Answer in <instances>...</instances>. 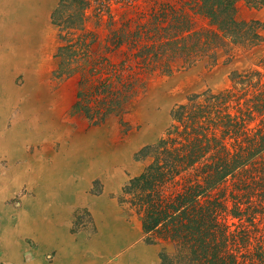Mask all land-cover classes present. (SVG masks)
<instances>
[{"label": "rangeland", "instance_id": "1", "mask_svg": "<svg viewBox=\"0 0 264 264\" xmlns=\"http://www.w3.org/2000/svg\"><path fill=\"white\" fill-rule=\"evenodd\" d=\"M84 1L88 5L80 10L71 0H0V30L5 28L8 37L7 44L0 41V53L5 49L6 53L14 54L10 58L12 64L21 60L27 62L17 73L0 66V151L7 148L5 144L13 132L21 131L22 151L31 156L40 154L39 158L48 163L54 156V160L57 159L55 170L64 167L59 166V161L71 160L69 155H84L85 161L93 164L94 175L84 188L78 190L79 198L84 194L95 200L104 197L108 215L125 218L127 234L133 237V242L159 245L158 256L162 252L171 253L173 245L170 241L149 242L146 236L140 239L143 233L140 216L131 207L130 196L123 192L128 182L138 177L149 164L147 159H138L137 154L163 136L172 123L171 111L186 103L191 95L206 90L216 93L230 89L229 76L235 69L239 72L262 71L259 62L263 59L264 44L249 52L236 49L231 57L219 52L216 65H210L207 59L185 69L174 67L170 74L160 69L143 71L140 65L134 64L139 58L123 69L125 67L121 64H125V55L119 49L113 55L106 50L114 47L110 41L112 34L126 23L130 29L145 27L150 20L153 0H134L135 7L130 4L132 0L128 3L120 0ZM106 2L109 8H102ZM28 6L34 11L29 13ZM79 12L84 16L80 28L73 25ZM198 19V28L206 26V20ZM237 19L264 24V5L251 7L246 0H237ZM4 31H0V36ZM260 34L264 36V28ZM77 40L83 41L81 48L75 45ZM145 44L142 41L139 46ZM6 45L8 48H4ZM69 47L71 50L67 53L72 54V64L67 73L63 61ZM32 48L40 49V57L34 53L36 62L28 61ZM171 49L166 47V51H159L156 56L152 52L142 57L144 61L159 64L182 61L181 54L177 55V50L172 54ZM107 58L111 64L106 62ZM116 77L115 93L111 95L107 92V84ZM131 78L141 82L125 98L123 88L116 87L121 85V80L130 81ZM261 83L264 84V79ZM77 103L81 104L79 108H76ZM41 118L46 124H53V130L47 135L51 138L54 134L51 139L54 146L49 144L50 148L45 150L44 144L50 143L46 138H38L35 143L26 136L28 125L35 128L36 123L42 125ZM259 123L260 120L256 119L250 127ZM21 162L26 160H13L11 167ZM9 163L7 157L0 155V177L8 172ZM73 226L76 231L86 227L92 230L94 220L87 211L78 209ZM110 260L116 259L111 257Z\"/></svg>", "mask_w": 264, "mask_h": 264}, {"label": "trees", "instance_id": "2", "mask_svg": "<svg viewBox=\"0 0 264 264\" xmlns=\"http://www.w3.org/2000/svg\"><path fill=\"white\" fill-rule=\"evenodd\" d=\"M71 1L80 10L88 5ZM246 3L261 7L264 0ZM102 8H109L108 2ZM149 17L145 27L130 29L126 23L112 34L114 47L106 50L125 55L123 69L139 58L134 64L143 71L170 74L174 67L185 69L207 59L216 65L219 52L230 56L236 49L249 52L264 44V24L238 21L237 0H153ZM198 17L206 26L198 28ZM74 24L83 26V14H77ZM142 41L146 44L140 47ZM82 44L77 40L75 45ZM166 47H172V54L177 50L182 61H144L143 55L156 56ZM69 50L63 61L67 73ZM262 58V71H231L230 89L206 90L175 106L163 136L138 152V159L149 164L123 192L130 196L147 240L173 245V252L160 253L157 264H264V54ZM114 79L107 84L111 95ZM140 82L121 80L116 88H123L126 98ZM256 119L259 125L250 127Z\"/></svg>", "mask_w": 264, "mask_h": 264}, {"label": "crops", "instance_id": "3", "mask_svg": "<svg viewBox=\"0 0 264 264\" xmlns=\"http://www.w3.org/2000/svg\"><path fill=\"white\" fill-rule=\"evenodd\" d=\"M6 31L1 32L0 41L7 44ZM3 52L0 66L17 73L26 65L24 60L12 64L10 58L14 54L6 53L5 49ZM31 52L28 61L36 62L34 53L40 57V49L32 48ZM40 121L42 125L36 123V128L28 125L26 136L35 143L38 138H46L50 143L44 144L45 150L49 144L54 146L51 141L54 134L51 138L47 135L53 124L48 123L49 126L42 118ZM21 136V131L13 132L5 144L7 148L0 151L10 162L8 172L0 177V264H157L160 246L133 242V237L127 234L125 218L108 215L104 197L95 200L84 194L79 198L78 190L94 175V166L85 161L84 155L61 153L71 156V160L59 161V166L64 167L55 170L54 156L48 163L39 158L40 154L31 156L23 152ZM17 159L26 162L11 167ZM78 209L93 218L92 230L74 229ZM143 237L142 233L140 239ZM111 257L116 260L112 262Z\"/></svg>", "mask_w": 264, "mask_h": 264}, {"label": "bare ground", "instance_id": "4", "mask_svg": "<svg viewBox=\"0 0 264 264\" xmlns=\"http://www.w3.org/2000/svg\"><path fill=\"white\" fill-rule=\"evenodd\" d=\"M22 10V9H21ZM27 10L29 11V10H31V8L28 6V8H27ZM32 11H34V9L32 10ZM31 11V12H32ZM30 11H29V13H31ZM38 12V11H37ZM24 13V12H23ZM26 15V14H25ZM15 143V142H14Z\"/></svg>", "mask_w": 264, "mask_h": 264}]
</instances>
